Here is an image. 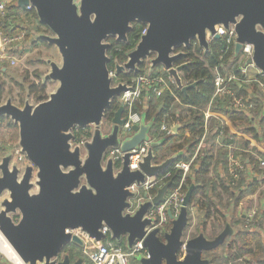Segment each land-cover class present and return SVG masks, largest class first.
Returning <instances> with one entry per match:
<instances>
[{
	"label": "water",
	"instance_id": "95a60500",
	"mask_svg": "<svg viewBox=\"0 0 264 264\" xmlns=\"http://www.w3.org/2000/svg\"><path fill=\"white\" fill-rule=\"evenodd\" d=\"M17 5L32 7L40 24L52 32L54 36L42 35L41 39L58 49L62 65L51 63V72L45 76L44 82L59 83L47 101L37 106L27 103L23 109L11 100L0 105V117L18 126L19 146L30 163L20 177L12 153L0 161V197L7 194L1 204L0 233L24 264H83V259L72 263L69 255L59 260L68 244L83 247L80 239L67 232L75 229L102 242L107 237L103 233L106 226L116 242L126 236L131 250L153 225L148 211L164 203L173 182L168 180L157 190L145 192V201L131 213V200L141 194L137 187L163 175L183 153L157 162L155 150L165 139L152 141L154 122H147L146 114L133 134L121 141L120 128L125 123L122 106L115 114L112 131H103L106 110L128 90L126 84L113 86L107 41L117 38L126 42L133 23L147 26L137 47L127 54V62L116 64V75L137 73L149 60L152 72L162 67L186 93L196 83L183 84L180 72L187 64L175 67V63L185 53L175 54L176 49H188L196 40L208 51V33L220 39L216 27L229 29L233 24L236 54L244 44L253 45L254 55L247 65L253 64L264 74V0H17ZM87 126L93 127V134L83 155L72 143L73 130ZM179 128L175 126L173 133ZM144 142H151L148 154L139 168L132 170L131 152ZM110 149L122 152L119 162L107 157ZM194 188L185 195L178 219L170 216L173 221L164 242L158 228L146 237L149 258L138 257L139 264H210L205 254L235 235L228 223L212 240L200 233L185 241Z\"/></svg>",
	"mask_w": 264,
	"mask_h": 264
},
{
	"label": "trees",
	"instance_id": "16d2710c",
	"mask_svg": "<svg viewBox=\"0 0 264 264\" xmlns=\"http://www.w3.org/2000/svg\"><path fill=\"white\" fill-rule=\"evenodd\" d=\"M8 0H0V3ZM9 11L8 19H0V31L3 36H14L23 32L20 27L14 24L15 16L22 14L29 18L38 20L34 9L20 8L17 5V0H11L7 6ZM14 14V15H12ZM14 21V22H13ZM40 32L41 24L37 23ZM146 26L140 23H134L132 30L128 33L125 43H118L115 39H109L112 44L107 51V55L112 60L108 63V69H115L114 59L119 63L127 62V54L133 51L140 42L142 31ZM44 28V27H43ZM45 32H49L45 30ZM46 48H51L46 41L38 39ZM224 48V41L216 39L209 45L208 51L202 49L197 41H193L188 49L180 48L179 51L185 53V57L177 62L178 66H187L182 70L180 77L184 85H192L196 83V87L189 89L183 93L176 85L171 87L170 91H166L159 99L151 97H143L141 103L137 104L136 111L146 114L147 122H154V128L151 132L153 137L158 140L165 139L161 147L155 150L157 162L182 152L183 155L161 176L169 174V181L173 182L170 192L174 191L180 184L183 183V192L188 193L189 189L194 186L191 203L189 206V225L185 231L188 232L192 227V208H197L200 221L196 224V234H192L191 238L197 237L200 233H204L208 239L217 237L229 223L235 229V235L228 237L225 243L218 249L206 253L205 258L211 260L210 264H264V236L259 230H256L263 225L261 219H255L256 224L250 228H245V220L237 217L239 204L248 199L249 196L256 195L261 188L259 181H249L246 175H241V180L237 186H233V180L230 174L225 172V178L216 174L218 166L228 169L230 164V154L233 149H230V143L238 141L240 149L235 150L236 156L240 157L244 164L252 166L256 173L264 174L260 168V160L264 159V153L251 148V143L245 139H238L236 135H232L229 128L219 120H211V128L217 127V134L222 132V144L218 153L208 151L202 152V142L206 136V122L204 112L213 101L215 94V69L219 68L223 75L226 74L225 66L231 60V56H227L221 60V51ZM149 73V68L146 64L139 67L137 73L130 72L120 74L118 81H131L133 78ZM154 73V72H153ZM2 76H8L7 71H0ZM39 78V76H38ZM256 87H259L258 84ZM47 85L41 82L39 85L32 84L29 87V92L34 96L37 104L48 100L46 93ZM257 90V89H256ZM240 95L243 94V89L237 90ZM5 92V86L0 85V98ZM260 94V91H259ZM262 95V94H261ZM259 96L253 101L254 109L251 114L230 109L227 100H220L213 103L211 111L221 112L225 115L232 126L241 134L251 137L254 141L262 144L264 140V115L262 113L264 96ZM243 96V95H242ZM120 105L118 99H114L110 108L105 112L104 124L112 125L115 114L119 110ZM181 109V111H180ZM169 114L168 118H165ZM180 126L176 135L168 136L167 134H159L163 123ZM11 134V139L14 142L19 140V128L7 117H0V134L4 130ZM264 146V144H263ZM191 174L183 178L182 171L176 169V165L180 163H190L193 161ZM120 168V163L117 164ZM229 210V213H228ZM227 211V213H226ZM260 214L258 215V217ZM109 238V237H108ZM125 251L126 245L120 244ZM63 254L69 255L72 263L79 259H85L80 254H76L74 250L65 247Z\"/></svg>",
	"mask_w": 264,
	"mask_h": 264
},
{
	"label": "built area",
	"instance_id": "2783aa9c",
	"mask_svg": "<svg viewBox=\"0 0 264 264\" xmlns=\"http://www.w3.org/2000/svg\"><path fill=\"white\" fill-rule=\"evenodd\" d=\"M8 2L0 3V19H8ZM28 10H32V7H28ZM14 22V21H13ZM14 24L17 26L16 21ZM146 34V30L143 35ZM216 35L220 36V39L224 41V48L221 51V60H224L227 56L231 58L240 59L236 62L232 68V74L223 75L219 68L215 69V94L212 103L209 105L207 110L204 112L206 125L210 120L209 111L213 103H217L220 100H227L230 109L239 110L247 114H251V111L255 108L253 100H249L246 97L238 93V89L244 85V83L250 82L246 79L247 70L249 67H255L253 64L244 65V63L251 59L254 55V46L251 44H244L239 54H236V44H237V34L235 26L231 24L229 29L223 26L216 27ZM25 40V33L21 32L14 36H3L0 31V60L9 59L12 64L17 63V59L10 56L7 50L18 48L19 51L22 50L21 44ZM207 40L212 43L216 40L215 36H211L210 33L207 35ZM182 53V52H180ZM175 54H179V51H175ZM256 68V67H255ZM113 77V86H117L119 83L126 84L128 90L124 92L120 97H118V104L120 107H124L125 114L123 119L125 123L120 128L119 138L123 141L125 138L133 134V128L140 125L142 120V113L136 111L137 104L141 103L142 98L145 96L147 99L154 97L159 99L166 91H170L173 85H176L175 80L168 73L164 74H154L149 70L148 74L140 75L133 78L131 81L120 82L118 81V75H116L115 70L110 72ZM241 75V76H240ZM117 80V81H116ZM256 83V81H253ZM260 87V93L264 96V74L257 81ZM169 114L165 118H168ZM92 126L85 128H76L74 130V147L81 149L84 155V146L91 140L93 130ZM159 134H167L168 136L176 135L173 133V126L163 123ZM222 135V132L220 133ZM157 137L152 136V141H157ZM205 138L203 139L204 142ZM202 142V143H203ZM151 142H144L141 144L140 148L133 150L132 156L130 158V167L132 170L138 169V164L147 156L150 149ZM235 150L230 154V164L228 167V173L233 180V186H237L241 180V175L247 169V165L244 164L243 160L236 156ZM9 152L5 153L8 154ZM12 163H16L20 171V177L23 175L25 168L29 165L27 162L26 155L23 154L21 148L19 147L14 151ZM122 152L119 149H110L108 151V156H113L115 162H119L122 158ZM193 161L190 163H180L176 165V169L182 171L183 178L185 179L191 174V169L193 166ZM260 168L264 171V159L260 160ZM170 175H164L156 178H152L146 181V183L141 187H137V191L141 194L138 195L137 200H131V207L128 210L133 213L139 208L140 204L145 201L144 193L149 192L153 189L157 190L162 187L169 179ZM132 189H136L133 186ZM185 192H183V183L179 185L174 191L169 192L166 195L164 203L159 206L152 207L148 213L147 217L153 220V225L146 228V235L142 240H137L133 248L128 252L125 251L121 246L117 245L113 239L110 238V230L104 226L103 233L107 236L102 242L96 241L88 233L82 229L68 230L67 232L71 234L72 237H77L83 242V247L81 253L86 261V264H131L132 257H142L149 258V253L144 247V241L146 237L156 228L160 230V236L164 237L169 233L171 229V223L173 220L178 219L181 214L183 207V201L185 197ZM194 208H192L193 210ZM256 211H253L245 219V228H250L256 224ZM172 216L173 220H171ZM256 230H259L257 228ZM109 237V238H108ZM60 261L64 260V254H62Z\"/></svg>",
	"mask_w": 264,
	"mask_h": 264
},
{
	"label": "rangeland",
	"instance_id": "374dc122",
	"mask_svg": "<svg viewBox=\"0 0 264 264\" xmlns=\"http://www.w3.org/2000/svg\"><path fill=\"white\" fill-rule=\"evenodd\" d=\"M14 21H16L18 27H20V29H22L25 33V40L20 45L23 51L18 50L15 52L12 48L7 50L9 55L17 59V63L15 65H13L12 61L9 59L0 60V71L3 69V67H8V76L5 77L0 74V85L5 86V92L3 93L2 98H0V105H4L7 103V101L11 100L14 106L23 109L27 103L33 106L38 105L34 99V96H32L29 92L30 85H39L41 82L45 83L47 85L46 93L48 99L51 94L56 92L59 87V83L54 81L44 82V79L45 76L51 72V63H55L59 66L62 65V57L55 46L51 45V48H46L38 42V39H41L42 35L50 37L54 36L48 27L42 24V29L40 28V32L36 31V29H38L37 23L39 22V19H30L28 16L22 14L20 16H15ZM45 30L49 32H45ZM12 52H15L14 55L11 54ZM148 61L149 60L146 61V65H148ZM155 73H159V67L155 70ZM257 88L260 90V87ZM102 128L105 133L112 131V125L104 124V121ZM90 129L92 131L93 127ZM19 147V140L18 142L12 141L9 131L5 129L3 133L0 134V159L6 155L5 153H14V151ZM261 177L263 182H261L262 185L260 191L255 196L256 202H254L252 206L250 204L246 205L245 209H247L245 214L246 216H249L253 211H256L257 215L260 214L263 225L259 228L260 225L258 224L257 227L259 228V232L264 236V209L261 208L260 203L261 200L264 199V176ZM191 214L192 227L188 232H186L185 241L190 239L192 234L197 233L195 226L201 219L198 213L193 211ZM125 241L126 236L123 237L124 245ZM66 247H69L70 250L77 249L76 245L72 243L68 244ZM127 251L129 252L130 250L127 249ZM0 257L1 264H15V262L10 260L1 252V249ZM130 260L131 264H139L136 257H132Z\"/></svg>",
	"mask_w": 264,
	"mask_h": 264
},
{
	"label": "crops",
	"instance_id": "0c3cea01",
	"mask_svg": "<svg viewBox=\"0 0 264 264\" xmlns=\"http://www.w3.org/2000/svg\"><path fill=\"white\" fill-rule=\"evenodd\" d=\"M8 2V4L9 3H11V0H8L7 1ZM12 15H14V14H12ZM15 17V15L12 17V19ZM31 19V18H30ZM18 26V25H17ZM23 46V45H22ZM15 52H17L18 51V48L16 47V48H14L13 49ZM21 51H23V49L21 50ZM15 52H12L11 54H13L14 55V53ZM11 56V55H10ZM240 59H238V58H233V59H231V60H229V62L226 64V66H225V72H226V69H227V72H226V75H230V74H232L233 72V70H232V68H233V66H234V64L236 63V62H238ZM247 62H248V60L244 63V65H246L247 66ZM158 68V67H157ZM157 68H155V70L157 69ZM8 70V67H3V69H1V71H7ZM155 70L153 71L154 72V74H156L155 73ZM164 73H166V70L165 69H163L162 67H160L159 66V73L158 74H164ZM180 74H181V72H180ZM241 76V75H240ZM246 76V79H247V81L249 80L250 82H247V83H244V85L241 87V89H243L244 91H243V96L244 97H246L247 99H249V100H257L258 98H259V96L261 95V93L259 94V89L256 87V85H257V81L262 77V72L260 71V70H258L257 68H255V67H249L248 68V70H247V74L245 75ZM6 77V76H5ZM253 81H256V83H253ZM257 89V90H256ZM261 96H263V95H261ZM263 110H264V100H263V109H262V113H263ZM180 111H181V109H180ZM209 114H210V120L208 121V123H207V125H206V136H205V140H204V142L202 143V145H201V147H202V152H204V153H206V152H208V151H211V152H214L215 154H217L218 153V151H219V149L223 146V144H222V141H223V137L220 135V134H217V130H218V128L217 127H214V128H212V129H210L211 128V123H210V121L211 120H219V121H221L225 126H227L228 128H229V130H230V132H231V134L232 135H236L238 138H237V140L238 139H245V140H247V141H249L251 144V148H254V149H256V150H258L259 152H261V153H264V146H263V144H264V140L262 141L263 143L262 144H259L258 142H256V141H254L251 137H249V136H246V135H243V134H241V133H239L233 126H232V124H231V122L229 121V119L225 116V115H223L221 112H216V111H209ZM264 115V114H263ZM173 126V128L176 126V125H172ZM240 143H238V141H235L234 143H230V145H229V147H230V149H233V150H236L237 151V149H240ZM241 150V149H240ZM233 152V151H232ZM1 160V159H0ZM228 171V169H225L224 167H222V166H218L217 167V169H216V174L217 175H220V177H223V178H225V172H227ZM243 174V173H242ZM244 174L246 175V177H247V179L249 180V181H254V180H257V181H259L260 183L261 182H263V180H262V177L261 176H264V175H260L259 173H256L255 171H254V168L252 167V166H247V169H246V171L244 172ZM262 185V184H261ZM36 191V190H35ZM255 196L256 195H254V196H249V198L248 199H245V200H243L240 204H239V207H238V214H237V217H241V218H243L244 220L246 219V214H245V212H246V209H245V207H246V205L247 204H250L251 206H252V204L254 203V202H256L255 200H256V198H255ZM7 198V194L6 195H4V197H0V211H1V204H2V202L5 200ZM258 201V200H257ZM261 208L262 209H264V199L263 200H261ZM196 212V213H198V210H197V208H194L193 210H192V212ZM199 214V213H198ZM258 214H259V211H258ZM258 218V219H257ZM257 220L259 221L260 219H261V216H259L258 217V215H257ZM244 224H245V222H244ZM110 236V238L111 239H113L112 238V236L111 235H109ZM114 240V239H113ZM114 242L117 244V245H119L120 246V244L121 243H123V239H122V241L119 243V242H116L115 240H114ZM125 245H126V247H127V244H126V241H125ZM122 247V246H121ZM123 248V247H122ZM64 256H65V254H64ZM84 264V263H83Z\"/></svg>",
	"mask_w": 264,
	"mask_h": 264
},
{
	"label": "bare ground",
	"instance_id": "6f19581e",
	"mask_svg": "<svg viewBox=\"0 0 264 264\" xmlns=\"http://www.w3.org/2000/svg\"><path fill=\"white\" fill-rule=\"evenodd\" d=\"M0 249L1 252L5 256H7L10 260L15 262V264H24V262L20 259L18 254L15 252V250L11 247L9 242L1 233H0Z\"/></svg>",
	"mask_w": 264,
	"mask_h": 264
},
{
	"label": "flooded vegetation",
	"instance_id": "af4514ba",
	"mask_svg": "<svg viewBox=\"0 0 264 264\" xmlns=\"http://www.w3.org/2000/svg\"><path fill=\"white\" fill-rule=\"evenodd\" d=\"M239 20H240V18L237 19V21H239ZM133 24H134V23H133ZM133 24H132V25H133ZM145 30H146V32H147V26H146V27L144 28V30L142 31L141 37L143 36V32H144ZM144 35H145V34H144ZM127 36H128V35H127ZM141 37H140V40H141ZM111 39H115L118 43H125V42H119V41L117 40V38H111ZM194 41H196V40H194ZM192 42H193V41H192ZM192 42H191V44H192ZM107 43H109V41H107ZM109 45H110V47H111L112 44L109 43ZM209 45H210V43H209ZM110 47H109V49H110ZM180 48H183V49H184V47H180ZM180 48L176 49V51H179ZM109 49H108V50H109ZM202 49H203V48H202ZM108 50H107V51H108ZM204 50H205V49H204ZM180 52H182V51H179V53H180ZM107 56H108V55H107ZM181 59H182V58H181ZM127 60H128V58H127ZM113 61H114V63H115V69H113V70L116 71V64L119 63V61L116 60V59H114ZM110 62H112V60H110ZM110 62H109V63H110ZM119 64H120V65H124L125 63H124V64L119 63ZM146 66L149 68V70H151V65H150L149 62H148V65H146ZM177 66H178V65H177V62H176V63H175V67H177ZM113 70H110V72L113 71ZM127 73H130V72H126V73L124 72V73H120V74H127ZM166 73H167V71H166ZM120 74H118V76H119ZM87 127H88V126H87ZM76 128H79V127H76ZM76 128H75V129H76ZM75 129H74V130H75ZM74 130H73V133H74ZM72 143H73V140H72ZM29 164H30V163H29ZM160 237H161V240L164 242V237H162V236H160ZM76 247H77V249L74 250L75 253H76V254H79V255H80V254L82 255V253H81V249H80L78 246H76ZM78 248H79V249H78Z\"/></svg>",
	"mask_w": 264,
	"mask_h": 264
}]
</instances>
